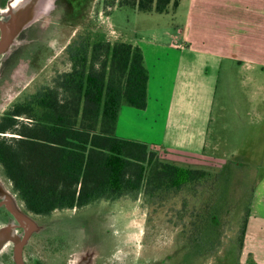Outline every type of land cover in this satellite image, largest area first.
Returning a JSON list of instances; mask_svg holds the SVG:
<instances>
[{
	"label": "rangeland",
	"instance_id": "1",
	"mask_svg": "<svg viewBox=\"0 0 264 264\" xmlns=\"http://www.w3.org/2000/svg\"><path fill=\"white\" fill-rule=\"evenodd\" d=\"M26 1L0 0V21H9L10 12L23 9ZM189 3L180 0L166 14H147L128 7L110 11L103 0H43L44 11L1 46L0 116L70 70L66 47L72 41H121L140 48L150 38L167 42L169 34L184 29ZM2 34L0 25V40ZM222 68L204 157L183 163L219 173L199 251L190 239L207 200L201 187L196 195L181 191L150 199L139 192L35 217L24 210L0 170V192L12 208L27 214L20 223H32L40 245L50 247L42 253L44 259L52 264H257L244 248L241 227L264 176V65L239 70L225 60ZM158 156L167 162L163 153Z\"/></svg>",
	"mask_w": 264,
	"mask_h": 264
},
{
	"label": "trees",
	"instance_id": "2",
	"mask_svg": "<svg viewBox=\"0 0 264 264\" xmlns=\"http://www.w3.org/2000/svg\"><path fill=\"white\" fill-rule=\"evenodd\" d=\"M180 0H103L110 11L128 7L166 14ZM69 71L14 102L0 116V170L24 210L46 217L81 209L101 199L142 192L164 198L181 191L205 192L191 245L200 249L213 209L219 173L162 161L144 142L116 134L122 106L144 110L149 72L141 49L130 43L85 39L66 47ZM203 194V193H202ZM195 217V216H194ZM247 220L241 227L246 230ZM201 240V241H200Z\"/></svg>",
	"mask_w": 264,
	"mask_h": 264
},
{
	"label": "crops",
	"instance_id": "3",
	"mask_svg": "<svg viewBox=\"0 0 264 264\" xmlns=\"http://www.w3.org/2000/svg\"><path fill=\"white\" fill-rule=\"evenodd\" d=\"M177 35L161 43L150 38L139 47L149 72L147 106H122L116 134L186 167L208 147L223 62L239 70L264 65V0H190ZM244 243L254 261L264 264V176L252 196Z\"/></svg>",
	"mask_w": 264,
	"mask_h": 264
},
{
	"label": "flooded vegetation",
	"instance_id": "4",
	"mask_svg": "<svg viewBox=\"0 0 264 264\" xmlns=\"http://www.w3.org/2000/svg\"><path fill=\"white\" fill-rule=\"evenodd\" d=\"M26 216V212L21 209L17 211L12 208L0 192V222L3 224L0 227V264H52L42 257V253L50 247L40 245L41 241L35 237L33 224L20 223ZM28 219L34 222L33 218ZM12 220L16 224L10 227ZM53 253L56 254L54 250Z\"/></svg>",
	"mask_w": 264,
	"mask_h": 264
},
{
	"label": "water",
	"instance_id": "5",
	"mask_svg": "<svg viewBox=\"0 0 264 264\" xmlns=\"http://www.w3.org/2000/svg\"><path fill=\"white\" fill-rule=\"evenodd\" d=\"M43 6V0H27L26 5L21 9L20 17L22 20L16 21V28H6L4 23L0 21V25L2 28V39L0 40V44L2 45L8 43L14 34V32L18 31L24 23H28L29 20H33L37 18L42 12L40 11ZM44 11V10H43ZM40 12V13H39ZM25 25V24H24ZM23 25V26H24Z\"/></svg>",
	"mask_w": 264,
	"mask_h": 264
},
{
	"label": "bare ground",
	"instance_id": "6",
	"mask_svg": "<svg viewBox=\"0 0 264 264\" xmlns=\"http://www.w3.org/2000/svg\"><path fill=\"white\" fill-rule=\"evenodd\" d=\"M23 1V0H22ZM44 1H46V0H44ZM23 3V2H22ZM21 10V9H20ZM20 10H18V11H13V12H10V14H9V21H4L5 23H4V26L6 27V28H8V29H10V28H16V21L17 20H22V16L20 17V13H21V11ZM41 12H43L42 11V9H41ZM23 21V20H22ZM2 46V43L0 44V49L2 48L1 47Z\"/></svg>",
	"mask_w": 264,
	"mask_h": 264
}]
</instances>
